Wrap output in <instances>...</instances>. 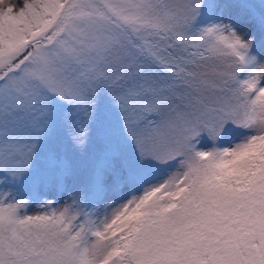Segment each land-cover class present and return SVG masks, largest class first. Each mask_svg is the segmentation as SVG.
<instances>
[{"label": "snow or ice", "instance_id": "snow-or-ice-1", "mask_svg": "<svg viewBox=\"0 0 264 264\" xmlns=\"http://www.w3.org/2000/svg\"><path fill=\"white\" fill-rule=\"evenodd\" d=\"M0 264H264V0H0Z\"/></svg>", "mask_w": 264, "mask_h": 264}]
</instances>
